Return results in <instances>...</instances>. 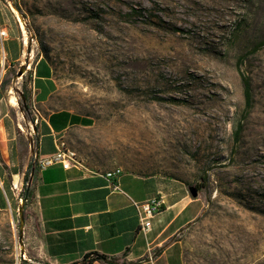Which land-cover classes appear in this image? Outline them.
<instances>
[{
  "label": "rangeland",
  "instance_id": "1",
  "mask_svg": "<svg viewBox=\"0 0 264 264\" xmlns=\"http://www.w3.org/2000/svg\"><path fill=\"white\" fill-rule=\"evenodd\" d=\"M0 27V119L23 159L34 164L42 120L30 72L46 59L50 111L91 120L57 138L82 165L207 178L203 213L174 238L186 264H264V49L248 53L264 0H0ZM21 259L20 216L0 210V264Z\"/></svg>",
  "mask_w": 264,
  "mask_h": 264
},
{
  "label": "crops",
  "instance_id": "2",
  "mask_svg": "<svg viewBox=\"0 0 264 264\" xmlns=\"http://www.w3.org/2000/svg\"><path fill=\"white\" fill-rule=\"evenodd\" d=\"M30 74L32 99L42 116L36 127L37 154L48 155L56 151L57 138L76 127H88L82 124L89 118L50 111L57 83L46 59L39 60ZM6 117L0 119V138L5 134V141L0 140V210L20 216L24 176L32 162L20 156ZM110 171H92L84 165L37 170L24 207L22 264H77L93 254L106 261L95 259L91 264H186L174 238L201 216V198H193L183 182L166 176L124 172L114 181L106 176ZM155 198L163 202V210L145 233L136 205Z\"/></svg>",
  "mask_w": 264,
  "mask_h": 264
},
{
  "label": "built area",
  "instance_id": "3",
  "mask_svg": "<svg viewBox=\"0 0 264 264\" xmlns=\"http://www.w3.org/2000/svg\"><path fill=\"white\" fill-rule=\"evenodd\" d=\"M8 38V31L5 28L0 27V41L3 44ZM62 165L64 169L68 170L72 167H81L82 163L78 160L76 153L72 151L65 141H56V151L48 155H38L36 153L34 166L38 171H44L52 166ZM124 171L121 168H115L114 170L106 174L107 178L116 180ZM139 221L142 225V230L147 233L151 227L153 220L163 210V202L155 198L149 202L136 205ZM21 240V239H20ZM24 246V242H23ZM23 246L20 244L21 252ZM24 256V255H23Z\"/></svg>",
  "mask_w": 264,
  "mask_h": 264
},
{
  "label": "trees",
  "instance_id": "4",
  "mask_svg": "<svg viewBox=\"0 0 264 264\" xmlns=\"http://www.w3.org/2000/svg\"><path fill=\"white\" fill-rule=\"evenodd\" d=\"M264 49V40L261 41L260 43H258L257 45H255L250 52L248 53H251V54H254V53H257L258 51ZM247 55V54H246ZM15 59L17 60L18 59V56L17 54L15 55ZM42 63V62H41ZM243 83H244V93H245V99H246V108H245V111H244V117L243 119H246L247 116L249 115L250 111L253 109V95H252V89H251V83H250V80L249 78H247L245 75H243ZM82 125H86V126H90L91 125V120L89 119H85V122L82 124ZM243 132V124L242 122L239 124L237 130H236V133H235V140H236V143L239 142L240 140V135L242 134ZM11 148H12V151H15L16 152V148H15V145L13 142H11ZM36 173H37V170L34 166V164H30L29 167H28V170L24 176V190L22 192L21 195H23V199H24V207L26 206L27 202L30 201V197H29V188L30 186L32 185V182L36 176ZM206 183H207V178L204 177L202 178V182L201 184H196L195 185V188L198 190V192L200 193L203 189L206 188ZM5 188H6V191H7V194L9 195L10 192H9V187H8V184L5 183ZM25 213H24V220L26 219L25 218ZM95 259H99V260H103V261H106V258L104 256H100L98 254H93L92 255H88L86 256L82 262L80 263H77V264H91Z\"/></svg>",
  "mask_w": 264,
  "mask_h": 264
},
{
  "label": "water",
  "instance_id": "5",
  "mask_svg": "<svg viewBox=\"0 0 264 264\" xmlns=\"http://www.w3.org/2000/svg\"><path fill=\"white\" fill-rule=\"evenodd\" d=\"M25 71H26V68H22L19 75H22ZM189 192H190V194L192 195L193 198H198L199 197V192L194 186L189 187ZM24 223H25V220H24V206H23V208L20 210V239H21L20 240V244L22 246H23V227H24Z\"/></svg>",
  "mask_w": 264,
  "mask_h": 264
},
{
  "label": "bare ground",
  "instance_id": "6",
  "mask_svg": "<svg viewBox=\"0 0 264 264\" xmlns=\"http://www.w3.org/2000/svg\"><path fill=\"white\" fill-rule=\"evenodd\" d=\"M15 12L17 13V14H19V12H18V10L17 9H15ZM22 28L24 29V25H22ZM16 102V100L14 99V103Z\"/></svg>",
  "mask_w": 264,
  "mask_h": 264
}]
</instances>
